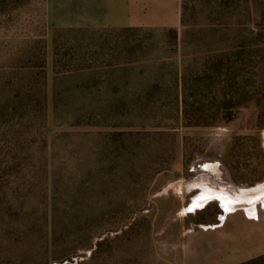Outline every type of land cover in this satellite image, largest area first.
Instances as JSON below:
<instances>
[{"label": "rangeland", "instance_id": "374dc122", "mask_svg": "<svg viewBox=\"0 0 264 264\" xmlns=\"http://www.w3.org/2000/svg\"><path fill=\"white\" fill-rule=\"evenodd\" d=\"M181 2L130 9L131 21L139 23L78 28L50 23L43 0H0L5 120L19 122L13 121L16 88L45 84L53 88L54 107L46 132L104 129L139 135L125 141V157L114 165L112 177L99 176L89 193L107 197V210L118 211L117 201L124 205L117 225L104 234L110 252L102 264H207L203 252L218 240L239 248L227 258L237 261L257 249L264 227V19L254 15L264 7L256 0L250 8L231 7L215 18L207 0H186L183 28ZM170 29L179 41L167 34ZM243 41L250 45L240 47ZM129 46L135 48L130 55ZM180 71L203 76L193 98L190 80L188 102L192 121L213 125L177 127ZM210 85L226 93L229 120L214 118L220 104L207 96ZM36 117L42 120L40 112ZM160 127L177 129L152 136ZM83 140L74 137L70 145ZM95 164L98 171L100 163ZM89 255L90 250L80 251L69 261L76 264Z\"/></svg>", "mask_w": 264, "mask_h": 264}, {"label": "trees", "instance_id": "16d2710c", "mask_svg": "<svg viewBox=\"0 0 264 264\" xmlns=\"http://www.w3.org/2000/svg\"><path fill=\"white\" fill-rule=\"evenodd\" d=\"M185 2L182 0L180 11L183 28ZM254 2L256 0H207V5L212 8V15L218 18L231 7L242 5L250 8ZM260 2V7H264V0ZM255 12V18L264 19V11ZM246 16L250 19L252 14L248 12ZM125 31L131 33L136 30L127 28ZM166 32L174 41L180 40L177 31L170 29ZM247 42L243 41L240 47H245L249 44ZM126 49L129 55L135 50L130 46ZM218 63L216 61L212 68L216 69ZM176 78V105L180 118L177 127L213 125L214 122L202 119L192 121L194 116L188 102L190 80L195 84L194 93L189 96L193 98L198 96L200 83L197 82L203 76L180 71ZM52 91L53 88L49 91L45 84L16 88L13 93L17 99L13 101V121H19L17 125L5 120L8 110L5 105L0 106V264H61L65 260L72 264L69 258L87 250H90L89 258L76 264L105 263L110 252V240L104 234L117 225V218L122 217L119 210L124 206L122 203L117 201L118 211L107 210L111 207L107 197L97 199L90 194L99 176L102 180L111 178L114 165L122 164L127 149L125 141L139 135L104 129L64 134L46 132L43 129L52 126L49 123L54 109L49 100ZM207 93L220 104L214 118L229 120L230 115L224 110L230 107L224 104L226 93L222 86L214 88L210 85ZM196 111L202 112L200 107ZM38 112L42 116L40 122L36 117ZM86 126L92 127L91 124ZM74 127L79 130L83 126ZM177 127H160L152 136L169 135L167 133ZM74 137H83L84 140L78 146H71ZM95 162L100 163L98 171H95ZM134 177L132 175L130 179L134 180ZM96 205L101 210L94 209ZM239 264H264V255Z\"/></svg>", "mask_w": 264, "mask_h": 264}, {"label": "crops", "instance_id": "0c3cea01", "mask_svg": "<svg viewBox=\"0 0 264 264\" xmlns=\"http://www.w3.org/2000/svg\"><path fill=\"white\" fill-rule=\"evenodd\" d=\"M47 8L49 22L53 24H74L78 28L95 26L129 25L140 22L130 19V9L175 7L179 0H43ZM128 54V53H127ZM129 55V54H128ZM129 63V62H128ZM258 232L257 249L237 261L228 258L239 249L235 245L224 246L218 240L212 242L203 252L210 264H239L264 255V227ZM236 247V249H235ZM259 247V248H258ZM219 249V251H217ZM204 261V262H205ZM204 264V263H203Z\"/></svg>", "mask_w": 264, "mask_h": 264}]
</instances>
